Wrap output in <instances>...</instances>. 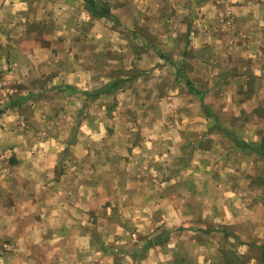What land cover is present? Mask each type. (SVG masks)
<instances>
[{
    "label": "crops",
    "instance_id": "1",
    "mask_svg": "<svg viewBox=\"0 0 264 264\" xmlns=\"http://www.w3.org/2000/svg\"><path fill=\"white\" fill-rule=\"evenodd\" d=\"M129 1L101 0L108 12L95 14L85 0H0V153L5 155L0 157V264H264V235L249 229L252 208L259 204L264 209V173L258 179L262 194H257L254 182L247 179L249 170L244 180L235 175L237 166L219 169L225 172L217 176L214 171L216 178L210 182L199 179L192 184L179 181L190 172L183 164L181 176L166 179L162 191L167 196L166 209H160L159 196H126L138 207L151 204L146 212H116L124 202L109 203L97 192L137 189L141 183L151 188L150 193L158 190L156 183L145 184L140 178L115 181L119 173L114 172L121 164H133L132 152L146 151L141 143L124 152L129 137L137 138V132L132 133L139 127L129 122L138 105L151 117L159 108L188 111L195 106L199 111L208 107L210 102L203 96L208 88L200 96L194 93L197 99L185 91L199 82L187 72L191 68L204 62H209L205 69L218 65V78L220 74L244 75L247 69L252 81L262 85L254 88L258 98L254 106L264 107V0H175L179 6L173 0L168 10L164 4L152 3L158 0H145L157 5L150 9L152 13L161 11L158 28L140 23L149 19V6L135 1L133 7V0L130 5ZM105 21L111 25L104 31ZM100 24L104 40L111 30L130 34L128 42L133 41L140 51L131 70L110 69L116 57L110 56L109 45L77 43L71 52V46L62 50V44L72 45L68 38L78 36L85 26L83 37H90ZM49 25L62 35L52 38ZM155 29L161 30L159 36L149 34ZM167 43L175 48L163 45ZM218 44L232 51L233 66H227L219 58L222 55L206 52L207 46ZM142 52L156 60L152 67L141 61ZM164 59L181 85L173 84L166 93L156 78L164 72L165 66L159 64ZM102 60L106 69L99 72L96 64ZM97 77L106 78L96 83ZM140 77L148 80L141 88L143 95L134 97V88L129 90L126 84ZM180 91L190 96L182 92L184 99L177 105ZM48 93L55 96V102L48 99ZM138 97H142L140 104ZM80 111L83 114L78 117ZM69 119L79 121L74 134L64 135L60 128ZM257 131V139L241 141L239 150L262 158L264 168V125ZM145 135L153 139V134ZM114 139L120 144L115 148ZM98 173H109L113 182ZM128 180L135 184L129 187ZM207 186L210 190H205ZM239 186L251 196L239 199ZM144 219L153 221L150 231L142 232V223L135 222L139 227L129 232L131 220ZM98 220L105 227L98 229ZM259 220L264 224V214ZM141 233L150 240L142 248L138 240L124 239ZM4 243L11 246L9 251L3 250Z\"/></svg>",
    "mask_w": 264,
    "mask_h": 264
},
{
    "label": "rangeland",
    "instance_id": "2",
    "mask_svg": "<svg viewBox=\"0 0 264 264\" xmlns=\"http://www.w3.org/2000/svg\"><path fill=\"white\" fill-rule=\"evenodd\" d=\"M131 1L128 2L129 5L131 4ZM135 1L139 5L144 4V6H149V9L146 11L147 13L149 12V14L146 15V17H149V19H143L144 22H141L139 20L140 23L144 24L146 21V23H149L148 26L150 28H158L161 25V21L158 18L161 15V11L152 13L150 9H153L157 5L164 4L166 10H168L170 7L169 2L173 0H158L157 2L152 1L153 4H157L154 6H150L145 0H133V7H135ZM175 3H177V5L180 4V2ZM128 18L130 19L131 27H135L134 19L132 21V18L130 16H128ZM104 23L106 25H104L105 31L107 30V28H109L111 22L105 21ZM119 25L121 26V24ZM181 25L183 26V24ZM95 28L96 33H92L90 37L87 35L83 37L85 30H87V27L85 26V28L81 30L78 36L74 35L68 38V43H73L72 45L66 44V42L62 44V50L65 51L67 46H71V52L73 50V45L77 46V43H82L81 46L85 44L87 47H89L91 43L96 44V46L98 47H101L102 45H109L111 51L110 56L116 57L113 62H111L112 64L109 66L110 69H119L120 71H126L129 69L131 70L134 67V64L132 63H134V61L136 62V55L137 53L140 54V51L133 41V43L128 42L130 34H118L117 32H115V30H111L109 39L104 40L103 37L105 34L101 32L103 26L100 24ZM160 32L161 30L155 29L149 32V34L152 35V33H154V35L159 36L161 34ZM48 33L52 38L58 35H62H56L55 29L51 25H49L48 27ZM163 45H167V47L169 48H175V45L171 43ZM181 45L178 46L180 47ZM228 45L230 44L228 43ZM205 50L206 52H212L217 55H222L219 56V58L223 59L225 63H227V66L230 65L231 67L235 64L232 59V51L224 47V45L218 44L217 47L207 46ZM141 56L144 58V60L141 61L143 63H147L148 67H152L154 63H156V60L153 59L151 55H147L146 53L142 52ZM119 60L122 61V63H119ZM207 63L209 62H204V66H195L194 68H191L192 72L187 71L190 75L193 76V79L198 78L199 82H196V84L194 83L192 90L185 89V91L190 93L193 97H195V99H197L194 93L199 95L200 93L205 91V88H208V92H205V94L203 95L206 98V101L210 102L208 107H205L204 109H198L199 111H195V106H192V108L188 111L175 106L170 107L169 109L159 108V111H157L155 116L153 117H151L150 114H144V108L139 105L137 108H135L136 110L132 111L133 116L135 117L133 120H131L132 123L129 122V124L130 126L139 128L134 130L132 133L133 135L136 131L137 134L135 135L137 138L131 139L130 136L129 140L126 141L124 145V152H126L127 149L128 151H132L134 148L140 147L141 143L142 146L145 147L146 151L144 153L132 152L131 160L133 164H130L129 166L126 164L119 165L117 167V172H114L119 174L113 178H116L115 181H119V179H129L130 177H132L133 179L140 178L144 183L153 181L159 187L158 190L156 189L153 193H150L151 188L144 186L143 183L139 184L137 189H121L116 187L111 188V190L107 188L105 190H98V195L102 200L105 198L109 200V203L110 201L112 203L117 201V205L122 201L125 203L121 204L120 207H117L116 212L121 210L124 212H130L131 210H142L143 212H146V207H151V204H143L142 207H138L139 205H137L135 201H129L130 199L128 200L126 196L136 199H140L141 197L146 195L150 197L152 196L153 198L154 196L155 198H158L159 196V198H161L159 202L160 209H166L167 196L164 195L165 193H163L162 195V191H165L166 189V179L169 175H171L172 178L173 175H175V178H173L175 180L176 176H181L180 169L183 168V164L184 167L186 166L190 169L189 176L182 177L183 179H181L180 177V180H178L192 181V184L193 181L196 182L199 179L209 180L207 182L212 181L214 178H216L214 177L215 172L217 173L216 176L219 173L225 172L223 170H219L223 168L228 171L229 169L235 170V167L237 166L240 167L238 169L239 171H236L237 173L235 175H240L242 179L245 178L246 175H248L249 170L250 174L248 175L247 179L251 180L250 183H252V181L254 182L255 186L253 187L256 188V193L262 194L260 188L261 184L258 181L259 177H261L264 173L262 158L255 155L244 154L239 150L241 149L239 143L241 141L247 142L249 140H252L253 137L256 138L258 136L257 129L259 127H263L264 125V107L255 108L256 106H254L258 100V98H255L254 92H257V90L262 85L260 86L259 84V86H257L256 81H252V78L248 75L247 69L244 70V75L230 76L228 74H220L218 78L215 74L218 71L215 70V66L218 65L212 64L214 66L209 69H205ZM219 63H221L220 60ZM240 63L241 64L238 63V65L242 67L243 61H241ZM159 64L160 66H165L164 72L160 75H156L157 81H159L158 83L163 86L164 93H166L173 84H175L174 86L178 88L177 86H179L180 83H178V80H174L175 77L170 63L164 59L159 62ZM159 64L157 63V65ZM105 66L106 64L103 60L100 62L98 61L96 64L99 72L104 71L106 69ZM119 66H122V68H118ZM110 69L108 68V70ZM237 69L242 71V68L238 67ZM105 78L106 77H104V79ZM147 78L148 77L144 79L140 77L136 81H134L135 79H131L130 82L128 81L126 86L130 87L129 90L134 88L131 90V93L134 94V97L143 95L141 92V88L148 80ZM104 79H101V77H97L96 83H103ZM223 79H230L232 82L227 84L226 81H223ZM134 83H136L137 85H134ZM240 83L241 85H239ZM221 85L224 86L222 87ZM238 85L240 90H236ZM184 86L185 85L182 84L183 88ZM256 86L257 90L254 89ZM135 89L139 91L137 94L135 93ZM180 92V97L177 95L178 99L175 102L177 105L179 103H182V99H184L182 98L184 92ZM48 94V99H52L55 102V96L51 93ZM184 94L190 96L186 93ZM136 102L137 104L142 103V97H138ZM84 110L86 111V109ZM158 113L159 116L157 117ZM206 113L208 114V117L205 118ZM76 114L79 117L80 114H83V112L80 111ZM78 121V119H69V123L64 122L60 128L62 133L64 135H68L69 133L74 134ZM215 121L217 122V124H215ZM170 122H172V125ZM60 129L59 127L57 128L58 131H60ZM126 130L131 133V130L129 128H127ZM142 133L144 135L143 141H141ZM145 133H148L149 135L153 134V139L147 138ZM111 143L113 144V148H115L117 145H120L117 143V140L112 141ZM201 143L206 145V147H201ZM249 156L253 158V161H250ZM182 158H184L185 161L181 160ZM169 167L172 169V171L171 169H169ZM152 168H155L154 171L150 170ZM123 169L125 170L123 171ZM173 170L175 171V174L173 173ZM200 170H202V172ZM199 171L201 172L200 175L198 174ZM108 174L102 173V175H100L98 173L101 179H104L108 182H113V180L111 181V179H109L111 178V176ZM128 182L130 184L129 187H131V184H135V182L131 180H128ZM209 187L210 186H207L205 190H210ZM197 189L199 190V188ZM244 189L245 188H243L242 186H239V188H237V191L239 192V199L245 198L246 195L251 196L250 192L248 193V191ZM200 190L204 189L200 188ZM125 191H127V193ZM127 200L128 202H126ZM236 202L234 205H237ZM252 209L254 210V216L251 218V226L249 229L254 232L255 230L259 231L258 233H262L264 235V224L259 220V215L264 214V209L259 207V204ZM150 210L151 209L149 208L148 211ZM135 222L142 223V232H148L150 231L151 227H153V221H151L150 219L138 221L131 220L129 222L130 226L127 224V229L129 230V232H133L137 227H139L135 225ZM98 223L99 220L97 221V225ZM104 225L105 224L100 222L98 225V229L105 227ZM132 228H134V230H132ZM145 235L146 234L142 233L140 234V236L130 235V237L129 235H127L124 239H134V241L138 240L137 243L141 244L140 248H142L150 242V240H148L147 236ZM258 253L259 252H255V255H258Z\"/></svg>",
    "mask_w": 264,
    "mask_h": 264
},
{
    "label": "trees",
    "instance_id": "3",
    "mask_svg": "<svg viewBox=\"0 0 264 264\" xmlns=\"http://www.w3.org/2000/svg\"><path fill=\"white\" fill-rule=\"evenodd\" d=\"M85 1L90 6L91 9L97 12L95 14H105L108 12L107 4L102 3L101 0H85Z\"/></svg>",
    "mask_w": 264,
    "mask_h": 264
},
{
    "label": "built area",
    "instance_id": "4",
    "mask_svg": "<svg viewBox=\"0 0 264 264\" xmlns=\"http://www.w3.org/2000/svg\"><path fill=\"white\" fill-rule=\"evenodd\" d=\"M5 156L4 154H0V157ZM11 249V246L8 243L3 244V250L4 251H9Z\"/></svg>",
    "mask_w": 264,
    "mask_h": 264
}]
</instances>
